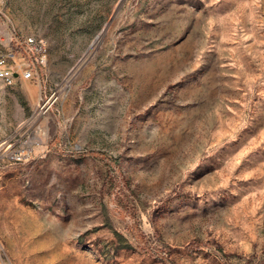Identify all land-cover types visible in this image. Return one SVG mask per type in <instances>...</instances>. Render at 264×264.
<instances>
[{
	"label": "rangeland",
	"instance_id": "1",
	"mask_svg": "<svg viewBox=\"0 0 264 264\" xmlns=\"http://www.w3.org/2000/svg\"><path fill=\"white\" fill-rule=\"evenodd\" d=\"M0 264H264V0H0Z\"/></svg>",
	"mask_w": 264,
	"mask_h": 264
},
{
	"label": "built area",
	"instance_id": "2",
	"mask_svg": "<svg viewBox=\"0 0 264 264\" xmlns=\"http://www.w3.org/2000/svg\"><path fill=\"white\" fill-rule=\"evenodd\" d=\"M25 43L34 53L29 61L24 57H17L13 52L0 55V80L6 85L12 86L19 79H33L37 65L46 60V45L43 39L30 37Z\"/></svg>",
	"mask_w": 264,
	"mask_h": 264
}]
</instances>
